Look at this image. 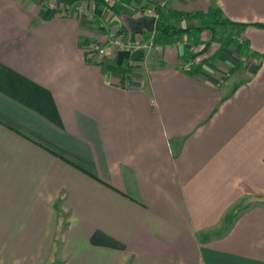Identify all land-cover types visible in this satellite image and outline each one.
<instances>
[{
    "label": "crops",
    "instance_id": "obj_1",
    "mask_svg": "<svg viewBox=\"0 0 264 264\" xmlns=\"http://www.w3.org/2000/svg\"><path fill=\"white\" fill-rule=\"evenodd\" d=\"M126 1L264 24V0ZM118 14L0 0V264H264V27L189 76L182 38L107 45Z\"/></svg>",
    "mask_w": 264,
    "mask_h": 264
},
{
    "label": "trees",
    "instance_id": "obj_2",
    "mask_svg": "<svg viewBox=\"0 0 264 264\" xmlns=\"http://www.w3.org/2000/svg\"><path fill=\"white\" fill-rule=\"evenodd\" d=\"M61 3L72 4L79 0H58ZM97 6L103 7L112 12L120 11L118 4H107L105 0H91ZM153 10L158 13V16L152 26V28L147 31L144 30L145 38L153 39L152 45L156 48L166 46L178 38H182L185 42H188L192 46H199L198 50L194 53L184 50L182 52V57L184 59V66L182 71L189 76H194L198 74L202 64L206 61L212 60L216 55L219 54L220 50L225 47L228 43L238 46V53H242L247 45L246 42L241 40L240 43L237 42L235 37H231L227 34L228 29L241 28L248 25H254L256 27H264V24L253 23L245 24L238 23L228 20L223 17L221 11L217 7L208 8L206 11H192V12H181L176 10L166 9L165 11L161 9L158 5L153 6ZM187 20L189 22H194L191 26L177 25V21ZM139 25L132 28L133 32L139 30ZM126 30L120 29L117 34H124ZM202 32H208L209 37L202 42L200 40V34ZM211 43H217V49L213 51L210 56H203L210 47ZM263 56V55H262ZM262 56L260 60H262ZM259 60V61H260ZM260 63L255 67L254 72L258 69ZM107 70L120 75L121 83L129 80L131 66L128 65L127 60L121 66L108 65Z\"/></svg>",
    "mask_w": 264,
    "mask_h": 264
},
{
    "label": "rangeland",
    "instance_id": "obj_3",
    "mask_svg": "<svg viewBox=\"0 0 264 264\" xmlns=\"http://www.w3.org/2000/svg\"><path fill=\"white\" fill-rule=\"evenodd\" d=\"M56 1H58V0H56ZM79 1H81V0H79ZM105 1L107 2V4H113V3L118 4L119 7L121 8L120 11L124 10L125 14L127 15V16L123 15V14H118L117 15V18L120 19V21H122V25L124 27H126L125 28L126 32L124 34H117L118 31H116L115 33L113 31L110 32V36L106 40L107 41L106 42L107 45L114 46L118 50L128 51L130 56H133L132 54L134 52L135 53L134 56H138V57H139V55H140V57H141V55L143 57L144 53H146L145 51H148L150 49L159 50L160 47L156 48V47H154L152 45V43H153L152 37L151 38H145V34L143 32H141L140 34L139 33L136 34L137 32L134 33L132 31V28L136 27L137 24L139 25L142 19H148L149 23H150L148 29L150 30L152 28L157 16H158V13L153 10V6L154 5H158L159 7H161V9H163V4H164L163 1L159 2L157 4H148V5H141V6L134 5L132 3H129L126 0H105ZM76 2H78V1H76ZM165 10L166 9H164V11ZM146 11H148V12H146ZM150 20H152V22H150ZM182 26H185V25H182ZM148 29H147V31H149ZM133 33H134V36H131V34H133ZM230 33L231 32H227L226 35H230ZM230 36L232 37L234 35H230ZM115 39H120L122 41L121 42L122 44L120 46L112 45L111 42L113 40H115ZM236 40H237L238 43L241 42V38L240 39L236 38ZM228 45H229V47L231 46V48H233V47H237L238 48V46L233 45L231 43H228L227 46ZM89 46H92V45H89ZM89 46L84 47V48L88 49V51L85 52V53H87L89 55V57L92 56V55L90 56V53H96V55H98V56L104 54V48H99L96 45H93V46H95L94 48L93 47H89ZM166 46H169V47L177 50V47L179 46V41L176 39L175 41H173L172 43H170V44H168ZM186 47L187 48H185V49L188 50L191 53L196 52L198 50V48H199V46H192L189 43L186 45ZM98 49H102L103 53L102 54H98L97 53ZM245 50L241 54L238 53V50L236 51L238 56H240L239 60L241 62L245 61V58H246L245 55H246L247 49H245ZM134 59L136 60V57H134ZM127 62H128V65H130L132 63V62H129V61H127ZM110 65H113V64H110ZM219 82H220V80L215 81L214 83H215V85H218ZM128 84H129V81L127 80V81H124L122 83V86L123 87H128L129 86Z\"/></svg>",
    "mask_w": 264,
    "mask_h": 264
},
{
    "label": "built area",
    "instance_id": "obj_4",
    "mask_svg": "<svg viewBox=\"0 0 264 264\" xmlns=\"http://www.w3.org/2000/svg\"><path fill=\"white\" fill-rule=\"evenodd\" d=\"M146 12H148V11H146ZM121 42H122V41H121L120 39H115V40H113V41L111 42V44H112V45H116V46H120V45L122 44ZM89 47H93V48H94L95 46L92 45V46H89ZM97 53H98V54H102V53H103V50H102V49H98V50H97Z\"/></svg>",
    "mask_w": 264,
    "mask_h": 264
},
{
    "label": "water",
    "instance_id": "obj_5",
    "mask_svg": "<svg viewBox=\"0 0 264 264\" xmlns=\"http://www.w3.org/2000/svg\"><path fill=\"white\" fill-rule=\"evenodd\" d=\"M150 22H152V20H150Z\"/></svg>",
    "mask_w": 264,
    "mask_h": 264
}]
</instances>
